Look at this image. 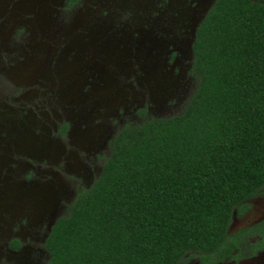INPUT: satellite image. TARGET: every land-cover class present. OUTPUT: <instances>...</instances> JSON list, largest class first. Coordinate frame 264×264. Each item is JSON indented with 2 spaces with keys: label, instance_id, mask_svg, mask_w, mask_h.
Instances as JSON below:
<instances>
[{
  "label": "flooded vegetation",
  "instance_id": "obj_1",
  "mask_svg": "<svg viewBox=\"0 0 264 264\" xmlns=\"http://www.w3.org/2000/svg\"><path fill=\"white\" fill-rule=\"evenodd\" d=\"M214 1L0 0V54L12 64L0 62L5 263L46 264L45 242L62 214L60 199L75 197L98 178L119 130L145 117L171 116L167 111L191 95L192 46ZM16 25L24 28L13 41L29 36L21 45L6 46L4 34ZM52 184L59 197L55 208H39L37 195L52 191ZM263 194L249 200L247 213L233 216L230 233L264 219L263 205L256 217L233 229ZM255 238L250 234L215 264H264V248H255ZM186 264L201 263L190 257Z\"/></svg>",
  "mask_w": 264,
  "mask_h": 264
},
{
  "label": "trees",
  "instance_id": "obj_2",
  "mask_svg": "<svg viewBox=\"0 0 264 264\" xmlns=\"http://www.w3.org/2000/svg\"><path fill=\"white\" fill-rule=\"evenodd\" d=\"M192 51L191 95L119 130L55 220L46 264H215L250 234L264 248V219L229 231L264 192V0H215Z\"/></svg>",
  "mask_w": 264,
  "mask_h": 264
},
{
  "label": "rangeland",
  "instance_id": "obj_3",
  "mask_svg": "<svg viewBox=\"0 0 264 264\" xmlns=\"http://www.w3.org/2000/svg\"><path fill=\"white\" fill-rule=\"evenodd\" d=\"M58 2H60V0H58ZM2 5H3V7H5V2H2ZM63 6V5H62ZM62 6L59 8L60 10L62 9ZM59 7V6H58ZM53 8V7H52ZM57 9V8H56ZM2 9H1V6H0V11H1ZM2 14H3V12H2ZM76 15H79L78 13H76ZM2 20H3V15H1L0 14V27L2 26ZM75 21H76V19H74ZM70 23V22H69ZM68 22H67V20L66 19H62V21H61V24H66V25H68L69 24ZM20 28H24V25H19V26H15L12 30H11V32H10V34H4V37H5V41L6 42H8V43H6L5 42V45L6 46H8L9 44L10 45H13V44H17V45H21L22 43H24L25 41H26V39L28 38V36H29V32H26V33H22L19 37H18V39H15V41H13L12 40V38L14 37V34H15V31L17 30V29H20ZM8 31L9 30H7V31H5V32H7L8 33ZM13 36V37H12ZM116 39V38H115ZM98 51H100V52H102V53H106V51H104V50H102V49H97ZM0 62L4 65V66H6V67H9V66H11V65H9V63L8 64H6V62L7 61H5V58L0 54ZM31 71H32V69H31ZM187 98H188V96H187ZM187 98H185L182 102H181V104L180 105H176V106H174V107H172V109L170 110V111H167L168 112V114H174V113H177L178 111H179V109L181 108V106L183 105V103L187 100ZM64 142H62V144H63ZM64 145V144H63ZM25 161V160H24ZM68 180L70 181L69 182V184L73 187V189H74V186L72 185V181L68 178ZM65 183H66V185H68V183H67V181H64ZM82 183H83V181H82ZM86 183H85V181H84V183H83V185H85ZM69 185V186H70ZM71 186H70V188H71ZM52 191H50V190H48L49 191V193H46L45 195H37V198H36V201H35V203L37 204V206L39 207V208H45L46 210H48V209H52V208H55V205H54V203H55V200L56 199H58L59 200V197H58V192H57V188H56V186L54 185V184H52V187L50 188ZM64 189V188H63ZM65 189H67V187L65 188ZM64 189V190H65ZM73 189L71 188V191H73ZM75 197H74V195H72L68 200H63V199H60V207L61 208H58L57 210H59V212H62V214L65 212V210H66V206H67V204L69 205L72 201H73V199H74ZM256 201H255V204H254V207H253V209L250 211V213H249V215L248 216H246V217H244V218H242V219H239V220H237V224H234L233 225V229L234 228H236L237 226H240V225H242V224H245V223H247V222H249L250 220H252L254 217H256L258 214H256V212L260 209V207L261 206H263L264 205V194L260 197V198H258V199H255ZM257 202V203H256ZM54 205V206H53ZM1 215V214H0ZM5 261H7L6 259H5V257H1L0 258V264H13V263H11V261H8V262H6L5 263ZM20 263V262H19ZM21 264H23V263H21Z\"/></svg>",
  "mask_w": 264,
  "mask_h": 264
}]
</instances>
